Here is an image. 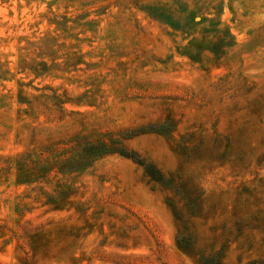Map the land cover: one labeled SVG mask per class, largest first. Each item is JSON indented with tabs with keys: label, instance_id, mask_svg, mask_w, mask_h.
I'll return each mask as SVG.
<instances>
[{
	"label": "rangeland",
	"instance_id": "obj_1",
	"mask_svg": "<svg viewBox=\"0 0 264 264\" xmlns=\"http://www.w3.org/2000/svg\"><path fill=\"white\" fill-rule=\"evenodd\" d=\"M0 264H264V0H0Z\"/></svg>",
	"mask_w": 264,
	"mask_h": 264
},
{
	"label": "trees",
	"instance_id": "obj_2",
	"mask_svg": "<svg viewBox=\"0 0 264 264\" xmlns=\"http://www.w3.org/2000/svg\"><path fill=\"white\" fill-rule=\"evenodd\" d=\"M144 132V131H142ZM134 133H125L123 138L129 137ZM125 137V138H126ZM82 154L88 158H98L110 153H118L119 155L128 158L141 166L145 174L154 181L165 183L163 173L152 163L147 162L145 159L139 157L134 151L125 147L120 139H110V142H98L82 145Z\"/></svg>",
	"mask_w": 264,
	"mask_h": 264
}]
</instances>
